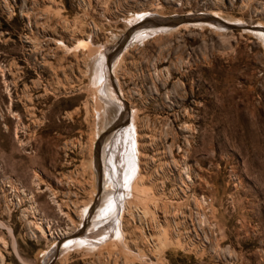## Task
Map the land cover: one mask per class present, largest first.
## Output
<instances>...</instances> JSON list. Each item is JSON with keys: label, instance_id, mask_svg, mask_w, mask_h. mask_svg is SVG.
<instances>
[{"label": "rangeland", "instance_id": "374dc122", "mask_svg": "<svg viewBox=\"0 0 264 264\" xmlns=\"http://www.w3.org/2000/svg\"><path fill=\"white\" fill-rule=\"evenodd\" d=\"M0 264H264V0H0Z\"/></svg>", "mask_w": 264, "mask_h": 264}, {"label": "bare ground", "instance_id": "6f19581e", "mask_svg": "<svg viewBox=\"0 0 264 264\" xmlns=\"http://www.w3.org/2000/svg\"><path fill=\"white\" fill-rule=\"evenodd\" d=\"M98 50V49H97ZM98 54L99 52L96 51ZM101 52V50H100ZM103 52V51H102ZM92 55V54H91ZM106 55V54H105ZM97 58V59H96ZM96 60V67H95V76L100 78V81L104 78V66H105V56L101 55H96L95 56ZM134 133L132 130H130V127L125 129L124 132H121L119 137L117 138V144L116 147H113V151L111 153L110 157V162H109V179L111 182L114 184V189H118L117 182H119L120 186L122 185V182L129 183L130 179L135 177L137 174H141L139 171H137L138 162L140 161L137 159L138 155V142L135 136L133 135ZM121 142V143H120ZM117 178H122V180H117ZM140 183L144 184V179L142 176L138 178L137 185L135 187L136 189V196L141 198L144 188L139 189ZM112 184V185H113ZM122 187V186H121ZM120 190V187H119ZM142 193V194H141ZM141 195V196H140ZM118 194H112L108 201L105 204V208H102L99 212V216L102 217H110L112 214H117V209L119 207L118 203ZM139 198H137L139 200ZM119 235H121V231H119ZM87 239H83V242H86ZM75 241L73 240L72 242L66 244V247L73 246L71 244H74ZM88 246H92L88 244ZM67 248V249H68ZM58 247L56 248V250ZM54 251V253L56 252ZM47 261V260H46Z\"/></svg>", "mask_w": 264, "mask_h": 264}, {"label": "water", "instance_id": "95a60500", "mask_svg": "<svg viewBox=\"0 0 264 264\" xmlns=\"http://www.w3.org/2000/svg\"><path fill=\"white\" fill-rule=\"evenodd\" d=\"M208 19V18H205ZM168 20L174 22V21H189L192 20L191 17H173V18H169Z\"/></svg>", "mask_w": 264, "mask_h": 264}]
</instances>
